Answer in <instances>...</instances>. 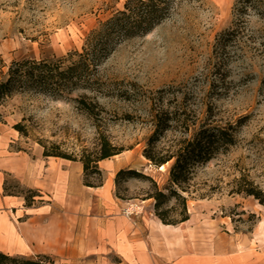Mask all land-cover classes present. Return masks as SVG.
<instances>
[{
	"label": "rangeland",
	"instance_id": "1",
	"mask_svg": "<svg viewBox=\"0 0 264 264\" xmlns=\"http://www.w3.org/2000/svg\"><path fill=\"white\" fill-rule=\"evenodd\" d=\"M126 2L0 0L3 70L23 59H63L62 69L74 68L72 80L60 92L26 89L6 100L1 107L0 165L16 153L38 151L43 147L39 141L77 155L93 149L103 133L123 149L99 162L103 182L112 175L115 194L127 204L123 213L135 210L130 217L125 214L129 219L155 218L149 179L131 177L119 185L115 179L120 169L132 168L152 177L160 188L167 186L170 163L157 167L143 154L153 132L151 101L165 89L166 100L174 94L179 100L184 97L197 123L239 126L234 145L197 167L187 201L190 218L154 237L152 253L173 264L167 253L177 255L190 246L210 248L217 242L224 252L242 250L254 264H264V205L253 195L235 192L252 182L264 197V3L172 0L170 13L149 32L114 30L106 35L103 23L125 10ZM103 42L106 52L96 56L94 47L100 51ZM82 94L100 103L98 115L79 108L75 98ZM18 123L28 135L15 128ZM179 134L168 132L161 145ZM0 174L3 195L30 194L13 173L0 168ZM35 199L38 204L48 197ZM25 218L0 207L4 222ZM7 233L5 228L1 249L34 256L32 249L12 245ZM49 256L48 264H74L66 257Z\"/></svg>",
	"mask_w": 264,
	"mask_h": 264
},
{
	"label": "crops",
	"instance_id": "2",
	"mask_svg": "<svg viewBox=\"0 0 264 264\" xmlns=\"http://www.w3.org/2000/svg\"><path fill=\"white\" fill-rule=\"evenodd\" d=\"M37 150L11 155L0 165L23 185L48 197L26 206L21 195H3L0 174V207L13 209L17 217L26 215L22 221L0 219V244H4L6 228V239L12 245L32 249L30 255L62 256L74 264H164L157 253H152L154 237L157 240L166 228L177 226L164 224L157 217L129 219L123 213L126 202L115 194L112 175L100 186H88L83 182L81 162L44 156L43 147ZM211 245L167 254L173 264H254L242 250L224 252L217 242ZM159 249L157 242L154 252Z\"/></svg>",
	"mask_w": 264,
	"mask_h": 264
},
{
	"label": "trees",
	"instance_id": "3",
	"mask_svg": "<svg viewBox=\"0 0 264 264\" xmlns=\"http://www.w3.org/2000/svg\"><path fill=\"white\" fill-rule=\"evenodd\" d=\"M245 1L246 4L250 2L251 5V0ZM260 2L264 3V0H260ZM171 4L172 0H127L125 10L103 23L101 30H105L108 36L114 30L124 33L149 32L170 13ZM98 35L100 34L95 35V38H98ZM108 36L106 37L108 38ZM106 48L107 45L104 42L101 44L100 51L99 47L95 46L96 56H100L98 52L105 54ZM62 62L63 59L15 60L5 71L2 69L5 64L1 61L0 121L2 118L1 107L8 98L18 91L37 89L60 92L62 88H66L72 80L71 73L74 68L62 69ZM157 93V97L151 101L149 108L153 132L147 139L143 154L151 164L157 167L170 163L168 184L166 187L160 188L152 177L132 168L120 169L115 180L119 185L123 179L131 177L149 179L153 190L148 194V198L155 200V215L164 224L177 225L190 218L187 201L188 195L192 193L191 182L195 177L197 167L205 165L219 153L226 152L234 145L239 125H222L215 122L197 123L194 121L195 119H192L193 111L185 104L184 97L179 100L174 94L173 98L166 100L163 97L166 93L165 89H159ZM75 102L81 110L90 116L98 115L100 109H103L100 103L88 94L76 97ZM15 128L21 134L28 135V131L21 123L16 124ZM172 131H178L179 136L174 138L172 143L161 145L166 134ZM39 143L44 148V156L81 161L84 166V183L92 187L103 184V171L99 162L123 151L103 133L100 134L93 149H83L77 155L60 151L57 149V145L48 147L42 141ZM91 179L96 181H91ZM28 192L30 194H23V196L27 206H32L36 201L35 197H40L42 194L33 188H29ZM235 192L253 195L264 205L262 192L252 182H248V187L236 189ZM117 196L119 195L117 194ZM172 200L174 203L170 204ZM50 261L51 257L47 254L24 256L0 250V264H48Z\"/></svg>",
	"mask_w": 264,
	"mask_h": 264
},
{
	"label": "built area",
	"instance_id": "4",
	"mask_svg": "<svg viewBox=\"0 0 264 264\" xmlns=\"http://www.w3.org/2000/svg\"><path fill=\"white\" fill-rule=\"evenodd\" d=\"M138 207H139V208H142V207H140V206H138ZM135 209H136V208H135ZM134 211H135V210L130 211V209L128 208V209H126L125 214H126L128 217H130V216H132V214H135Z\"/></svg>",
	"mask_w": 264,
	"mask_h": 264
},
{
	"label": "bare ground",
	"instance_id": "5",
	"mask_svg": "<svg viewBox=\"0 0 264 264\" xmlns=\"http://www.w3.org/2000/svg\"><path fill=\"white\" fill-rule=\"evenodd\" d=\"M161 168H165V165H162Z\"/></svg>",
	"mask_w": 264,
	"mask_h": 264
}]
</instances>
